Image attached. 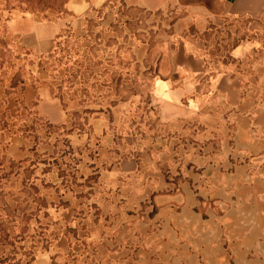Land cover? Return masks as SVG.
Masks as SVG:
<instances>
[{"label":"rangeland","instance_id":"obj_1","mask_svg":"<svg viewBox=\"0 0 264 264\" xmlns=\"http://www.w3.org/2000/svg\"><path fill=\"white\" fill-rule=\"evenodd\" d=\"M67 2L0 0V264H264V22L222 57L224 120L173 122L180 11Z\"/></svg>","mask_w":264,"mask_h":264},{"label":"crops","instance_id":"obj_2","mask_svg":"<svg viewBox=\"0 0 264 264\" xmlns=\"http://www.w3.org/2000/svg\"><path fill=\"white\" fill-rule=\"evenodd\" d=\"M121 1L126 6L152 13L180 11L174 20L175 23H184V27L177 32L183 33L182 37L191 39L193 43L182 45L181 61L168 63L165 60L161 64L159 75L153 80V95L161 102L160 116L166 121L197 117L206 125L213 121L217 126L220 118H225V112H219L225 106L221 108L216 104L230 102L232 89L231 70L226 68L228 63L222 57L226 54L236 59L247 57L253 47L247 39V23L264 22V0ZM94 2L103 5L107 0H68L71 18L89 16ZM242 32L244 39L232 42ZM209 54L214 56L210 63L213 73L207 74L205 58ZM206 87L212 88L209 96L204 94ZM44 96V102L50 105L53 102L49 99L50 92L45 90ZM210 104L215 106L212 108ZM228 118L231 119V116L228 115Z\"/></svg>","mask_w":264,"mask_h":264}]
</instances>
